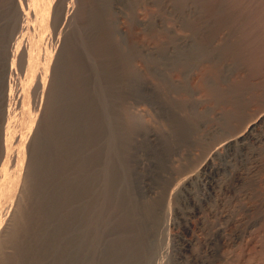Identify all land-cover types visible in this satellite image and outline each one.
I'll return each mask as SVG.
<instances>
[{
  "label": "bare ground",
  "instance_id": "bare-ground-1",
  "mask_svg": "<svg viewBox=\"0 0 264 264\" xmlns=\"http://www.w3.org/2000/svg\"><path fill=\"white\" fill-rule=\"evenodd\" d=\"M230 1L232 7H229L234 15L232 19L239 30L237 44L235 42L236 46L233 47L234 53L240 60H244L245 65L247 63L251 75L259 73L264 77V0ZM86 2L87 0L84 1ZM6 3L9 23L0 29V51L8 59L10 70L0 119V264H169L171 259L168 258L173 254H169L167 249V262L166 248L169 247H165V237L167 239L169 233L167 230L164 232V215L167 212L164 215L161 213V204H164L166 197L163 202V197L145 198L144 193L150 189L151 184L148 186L149 181L145 182L139 171L137 152L140 147H148L156 157L155 160L164 165L163 161L167 159L173 145L166 138L157 136L159 132L157 135L151 132L152 135L148 138H143L142 135L141 143L137 142L136 133L141 129H138L139 126L135 128L128 111L121 105L123 80L120 77L121 67L116 65L117 50H114L107 36L91 38L78 24L79 18H85L87 26L94 28L99 23L97 15L89 13L91 11L86 10V4L75 7L68 0H7ZM231 49L229 48L230 52L233 51ZM248 79L235 83L234 90L238 92L247 86ZM261 85H264V78ZM218 89H214L212 95L220 90ZM132 93L135 92H130V95ZM227 94L234 95L230 90ZM126 98L129 97L126 95ZM236 106L238 107H234ZM167 109L176 131L182 138L185 137L190 122L187 123L184 117L182 120L181 117L178 118L179 114L177 116L169 106ZM258 121L259 119L252 120L238 139L235 137L229 140L225 146H238L240 141L244 143L245 139L254 137L260 124ZM253 160L259 162L256 158ZM212 163L209 160L202 163V174L215 175L216 168H213ZM258 165L249 166L246 171L238 169L234 174L238 185L244 186L246 177ZM153 170L155 174V169ZM251 179L254 178L250 177ZM20 184L23 185V197L17 201L16 194ZM236 194L233 197H240ZM212 205L207 212L215 217L212 226L214 232L209 234L211 236L205 242L215 244L211 247L215 261H226L228 258L223 253V248L227 241H232L228 227L237 218L232 217L228 223L223 221L227 209ZM14 209L16 216L11 219L9 214ZM250 209L251 207L248 210ZM202 210L204 209L197 206L192 213L200 215ZM203 217L205 216L200 215V225L204 226L206 218ZM186 229L190 230L188 224ZM235 237L239 238L238 233ZM180 242V256L185 264L206 263V256L204 258L199 254L200 251H194V238L186 235ZM8 247L11 251L7 250ZM171 250L170 252L173 251Z\"/></svg>",
  "mask_w": 264,
  "mask_h": 264
},
{
  "label": "rangeland",
  "instance_id": "rangeland-1",
  "mask_svg": "<svg viewBox=\"0 0 264 264\" xmlns=\"http://www.w3.org/2000/svg\"><path fill=\"white\" fill-rule=\"evenodd\" d=\"M68 1L75 7H81L82 4H86V10L88 9V12L91 11L89 13L94 12L95 15H97L96 17L99 22L98 26H93L96 29L92 28V26H87L85 18H79L78 20L79 26L84 28V33L87 36L92 38L105 35L109 41H111L110 43L114 50H117L115 53V59L118 64L116 65L118 68L121 67L124 70L123 71L120 68L122 73L120 74V77L123 80L121 87V105H123V108L128 111V116L135 128L139 126L138 129H141L140 131L137 130V135L135 134L137 136L135 137L137 142L141 143L140 141L144 137L148 138L153 132L156 135L159 132L160 135L158 134L157 136L164 139L166 138L168 142H171H169L170 145L174 146V148L173 146L170 148L171 150L168 153L169 156L167 155V159H165L167 161L164 160L166 163L163 161L164 165L158 163V160H155L156 157L151 152L152 150L144 145V149L140 147L137 152V156H139L137 157V159L139 158V171L145 178V182L149 181L148 186L151 184L149 188L153 190H147L144 193V196H146L145 198H148L149 196L150 199L163 197V202V199L166 197L164 204L168 201V205L161 204V213L164 215V213L167 212L166 215H164V221L167 223L166 226V223L164 222V232L167 230V233H169L167 234V239L165 237L166 233H164L165 247H169L166 248V259L169 257L168 255L170 253L171 255L173 254V256L170 255L172 258H168L171 259L169 264H173L174 262L175 264H185V260L181 258L182 242L180 241H182V237H186V235L188 238H194V251H200L199 254L202 257L204 255L206 256L205 264H215L216 262V264H239V261L240 264H264V85H261L264 77L259 73L251 75L247 63L245 65L244 60H240L241 58L234 53L233 47L237 44L239 30H237V26L233 22L234 15H232L231 1L87 0L86 3H84L85 0ZM6 2L7 0H0V29L9 23V14L7 13L8 4ZM88 17L89 16H87V20H89ZM232 43L234 44L232 45ZM228 47L230 49L232 47L231 51H233L230 52ZM8 62V59L0 51V119L1 109L5 101L4 96L9 84L10 69ZM243 64L244 66H242ZM213 68H215V70ZM248 73L249 76H247ZM248 77L250 78L248 79ZM246 79L249 80L251 88L248 84L236 92L234 90L235 85ZM124 86H127V88ZM215 87L219 88L221 91L218 89L219 91L212 95L214 89H216ZM126 89L128 91H126ZM228 89L230 90V93H234V95L232 94L233 98L231 94H227V92L229 93ZM153 90L155 92H153ZM130 92L135 93L130 95ZM224 92L231 97L224 95ZM157 93L158 95L160 94L162 98L160 95L158 96ZM240 94L243 97L240 96ZM126 95L130 98H128L129 100L126 98ZM159 99H162L161 102ZM235 105H238V107H234ZM168 106L170 109L175 110L174 112L177 116L179 114L178 118L181 117L180 119L182 120L184 117L183 119H185L187 123L192 122L191 124H188V133H186L187 136L186 134L184 135V139L180 136L178 131H176L177 128H175L172 118L167 113ZM127 107L130 109H127ZM160 107H162L163 110ZM189 119L191 120L189 121ZM258 119L260 124L255 131L254 137L247 138L248 141L245 139L246 142L244 143L240 141V143L237 144L238 146L234 145L231 148L225 146L229 140L235 137L238 139L239 135L248 129L252 120L256 121ZM164 133L166 134V137H164ZM142 135H144L143 138L141 137ZM250 139L253 142H251ZM186 143L189 144L187 145ZM176 147L178 148L176 149ZM238 148H240V150ZM145 151H148L147 155L145 154ZM248 153L253 156H249ZM170 155L173 156V159ZM246 156L248 157L247 159ZM254 158L258 159L259 162L256 163L255 160H253ZM170 160H172V162ZM208 160L211 163L213 162V168H216L214 176L202 174V163H205ZM168 161L172 164H169ZM156 162L157 165H155ZM252 162L254 164H252ZM143 163H145V165H142ZM255 164L259 165L258 167H255V171H252L246 177L245 184L243 183L244 186L238 185L237 180L234 178V174L238 169L246 171L249 170V166L252 167ZM153 169H155V174ZM144 172L148 174L146 175ZM157 175H160L159 178H157ZM250 177L254 179L250 180ZM165 178L167 180H164ZM208 178L212 182H210ZM168 180L169 183L167 184L166 181L168 182ZM157 181H159V183ZM156 182L157 187H155ZM160 184L163 187H166L163 188ZM152 186L158 190L156 189V192H154L155 189L152 188ZM235 186L237 188L240 186V189L243 188L241 190L238 189L240 190L238 192ZM219 188H223V192ZM244 188L247 191L244 190ZM162 192H165L164 194L166 196H162L164 195ZM235 194L236 196L239 194L240 197H233ZM22 197L23 185L20 184L16 194L17 201L21 200ZM197 198L201 201H198ZM206 204H208V206ZM211 205H220V209H227V215L222 219L223 221L228 223L232 217L237 218V221L233 223L234 225L230 224L228 227V233H230L229 237L232 241H227V244L224 247L225 250L223 248V253L227 255V258L229 259H226V261H215L216 258L214 256L212 257L211 254L213 243L206 244L205 242L206 238L210 237L214 232L212 226L215 217L211 215V212L208 213ZM197 206L204 209L202 210L203 213L200 214L205 216L203 218H206V225L204 226L200 225L202 220L200 215L192 213L194 207L197 208ZM248 206L251 207L250 210H248ZM9 216L11 219H14L16 216V210H11ZM170 217L171 219H169ZM187 218L190 219L188 220ZM254 222L257 223L255 224ZM187 224L189 225L190 230L186 229ZM236 233H238L239 238L235 237ZM232 237L233 239L235 237V239L233 240ZM152 238L151 241L153 244L154 237ZM178 246L180 247L178 248ZM171 249L175 251V253ZM7 250L11 251V248L8 247ZM170 250L172 252H170ZM174 258L177 260L175 259V261Z\"/></svg>",
  "mask_w": 264,
  "mask_h": 264
}]
</instances>
